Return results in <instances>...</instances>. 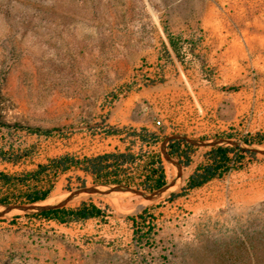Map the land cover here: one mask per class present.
<instances>
[{
  "label": "rangeland",
  "instance_id": "rangeland-1",
  "mask_svg": "<svg viewBox=\"0 0 264 264\" xmlns=\"http://www.w3.org/2000/svg\"><path fill=\"white\" fill-rule=\"evenodd\" d=\"M215 2L235 31L239 2L264 0H0L1 117L63 132L25 136L38 144L36 155L18 164L0 163V172L21 173L65 153L82 157L124 150L128 143L120 137L90 133L108 112L110 123L146 126L164 137H224L246 146L239 140L244 135L264 133V53L252 38L208 37L206 11ZM165 25L172 32L203 29L207 69L175 59L162 82L147 86L146 77L159 78L157 57L163 44L169 46ZM129 84L135 87L125 93ZM114 94L119 97L112 103ZM196 146L181 177L163 156L167 183L177 181L156 199L129 191L81 193L65 205H109L113 213L107 223L62 224L18 209L0 216V264H242L240 242L264 225V154L183 194L189 175L212 147ZM77 176L103 190L113 185L70 170L36 203L63 200L82 186ZM142 178L128 185L157 189L143 188ZM7 192L0 187V196ZM175 193L182 195L171 199ZM143 209L158 224L156 243L144 250L136 245L129 220Z\"/></svg>",
  "mask_w": 264,
  "mask_h": 264
},
{
  "label": "trees",
  "instance_id": "trees-1",
  "mask_svg": "<svg viewBox=\"0 0 264 264\" xmlns=\"http://www.w3.org/2000/svg\"><path fill=\"white\" fill-rule=\"evenodd\" d=\"M167 33L169 46L163 44L158 54L156 71L159 78L146 77L143 84L155 86L163 81L162 74L174 67L175 59L186 64L198 62L201 70L207 69V59L203 48L205 40L202 28H191L188 33L172 32L168 26H164ZM161 76V77H160ZM135 86L129 84L123 88L125 93L130 92ZM114 94V100L118 99ZM108 114L102 121L90 126L92 135L118 136L127 142L124 150L116 149L91 156H76L65 153L51 158L46 163H40L36 168L21 173L8 174L0 172V187L9 190L0 196V204L11 202L36 203L46 200L52 191L54 180L62 173L76 170L84 175L91 176L95 183L114 184L124 182L135 184L136 179L143 178L139 184L145 189L159 188L167 183L164 159L158 149L161 141L165 138L160 132L146 126L118 125L107 121ZM63 134L61 128H46L37 125L22 123H10L1 117L0 113V163L18 164L36 155L38 144L28 143L25 136L33 135L37 138H47L54 133ZM73 133V131H71ZM228 138H233L231 135ZM246 147L238 144H222L210 147L203 154V161L191 172L187 184L182 188V193L200 188L209 181L224 178L234 169H240L244 160H256L258 152L250 149L253 145L264 146V133H248L240 138ZM196 145L184 139H173L168 143V152L180 161L183 167H188L193 161ZM71 180V177L68 178ZM81 185L86 180L77 176ZM182 195L175 193L171 199ZM113 210L109 205H101L94 202H81L77 207L49 209L36 212L35 215L47 219L56 220L62 224L81 223L90 219H99L107 223L112 216ZM129 220L133 225L134 240L136 245L144 250L151 248L156 243L158 224L154 215L149 214L147 209ZM241 252H245L242 264H264V225L253 230V233L240 242ZM230 251V253H229ZM231 256L233 251L228 248ZM243 252V253H244ZM226 259H231L230 256ZM241 256H243L241 254ZM163 259H167L163 256ZM145 261V259H143ZM229 263V262H228Z\"/></svg>",
  "mask_w": 264,
  "mask_h": 264
},
{
  "label": "water",
  "instance_id": "water-1",
  "mask_svg": "<svg viewBox=\"0 0 264 264\" xmlns=\"http://www.w3.org/2000/svg\"><path fill=\"white\" fill-rule=\"evenodd\" d=\"M173 139H184L187 142L198 145V146H216V145H222V144H231V145H238L239 142L232 139H227L224 137H218L214 138L213 140L208 139H198L189 137L186 134L182 133H175L171 134L169 136H166L164 140L161 143V152L164 156V158L175 164L178 168L177 177H181L183 174V165L180 161L174 159L171 154L168 152V143L170 140ZM246 147V146H244ZM251 150L256 151L258 153L264 154V148H257V147H250ZM177 181V178L172 179L169 183L153 190V191H145L141 188L133 187L131 185L125 184V183H115L113 185H108L109 187L105 190L99 188L98 185H82L77 187L76 189L70 191L69 195L64 198L63 200L55 203V204H38V203H10V204H3L4 208L0 210V216L5 215L6 213L18 209L24 212H40L44 210L49 209H55V208H61L66 205L68 201L73 199L76 195H79L81 193H91V194H108L113 191H129L137 195L144 196L147 199H156L160 197L165 191H167L171 186L175 185Z\"/></svg>",
  "mask_w": 264,
  "mask_h": 264
},
{
  "label": "crops",
  "instance_id": "crops-1",
  "mask_svg": "<svg viewBox=\"0 0 264 264\" xmlns=\"http://www.w3.org/2000/svg\"><path fill=\"white\" fill-rule=\"evenodd\" d=\"M206 13L208 18L205 29L209 38H252L255 40V48L264 53V2H239L236 32L231 29V19L224 7L220 9V5L215 2Z\"/></svg>",
  "mask_w": 264,
  "mask_h": 264
},
{
  "label": "built area",
  "instance_id": "built-area-1",
  "mask_svg": "<svg viewBox=\"0 0 264 264\" xmlns=\"http://www.w3.org/2000/svg\"><path fill=\"white\" fill-rule=\"evenodd\" d=\"M157 123L160 124L161 123L160 120H158Z\"/></svg>",
  "mask_w": 264,
  "mask_h": 264
}]
</instances>
